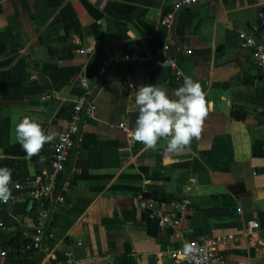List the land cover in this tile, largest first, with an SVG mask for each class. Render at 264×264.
I'll list each match as a JSON object with an SVG mask.
<instances>
[{
	"label": "crops",
	"instance_id": "obj_1",
	"mask_svg": "<svg viewBox=\"0 0 264 264\" xmlns=\"http://www.w3.org/2000/svg\"><path fill=\"white\" fill-rule=\"evenodd\" d=\"M177 1L0 0V167L12 170L11 182L49 169L78 99L96 107L83 120L70 162L76 175L66 204L50 210L40 251L23 245L42 203L29 192L0 202L9 237L1 249L17 239L6 264H66L70 253L72 264H174L170 252L201 234L222 242L228 264H264V64L239 39L259 31L264 0H198L168 29ZM165 45L169 59L155 57ZM110 52L136 53L143 62L114 65L96 81L97 56ZM186 76L205 94L199 140L178 154L164 153L163 139L156 150L129 143L119 125L135 113L136 89L163 85L171 98ZM24 116L52 136L31 160L14 138ZM145 187L166 209L189 200L179 234L161 231L139 210ZM250 221L259 225L252 238L245 235Z\"/></svg>",
	"mask_w": 264,
	"mask_h": 264
},
{
	"label": "built area",
	"instance_id": "obj_2",
	"mask_svg": "<svg viewBox=\"0 0 264 264\" xmlns=\"http://www.w3.org/2000/svg\"><path fill=\"white\" fill-rule=\"evenodd\" d=\"M222 2L224 0H216ZM198 0H178L174 3L165 20L166 28H171L172 22L176 14L186 8L194 6ZM258 29H264V10H260L257 14ZM240 47L250 50L252 57L257 64H264V45H259L254 41L253 36L240 34ZM170 47L165 45L155 50L154 55L158 58L169 59ZM90 49H83L81 54H91ZM98 72L95 77L96 81H100L107 73L108 69L114 65L126 62L141 64L143 60L136 53L110 52L99 54L97 56ZM175 67V64H172ZM180 72L176 70V76H180ZM96 107L93 101L86 98L78 99L72 106L69 123L59 135L58 139L52 147V155L50 159L49 169L41 170L31 178L21 181L10 182V198L3 204H8L15 199V193L26 190L35 201L42 203V210L38 215V220L33 227V232L29 244L24 250L30 252L40 251L43 248L45 239L47 238V230L51 226L52 206L63 207L66 204L68 192L70 191L72 180L76 175V169L70 166L71 157L75 151L79 141L81 126L84 119L94 117ZM119 128L125 133L129 143L134 140L131 136V128L127 121L121 122ZM191 184H195V180H190ZM137 205L140 211L148 213L158 222L161 231H171L179 234L180 223L186 212L189 210V200L175 201L170 205L169 209L164 208L158 196L148 187H145L137 197ZM259 225L256 221L246 223L245 235L252 238ZM5 225L0 221V230L3 231ZM81 245V240H78ZM185 243H191L198 249L197 258H184L180 254V250L176 249L170 252V259L174 264H228L226 255L221 249L222 242L209 234H201L190 238ZM183 244V245H184ZM11 249H0V264H6ZM72 253L68 254L66 264H72Z\"/></svg>",
	"mask_w": 264,
	"mask_h": 264
},
{
	"label": "clouds",
	"instance_id": "obj_3",
	"mask_svg": "<svg viewBox=\"0 0 264 264\" xmlns=\"http://www.w3.org/2000/svg\"><path fill=\"white\" fill-rule=\"evenodd\" d=\"M205 104L201 84L191 76L184 77L182 85L173 90L171 98L163 85L141 86L133 93L132 111L136 119L131 129L132 139L153 150L157 149L158 141L163 139L166 141L164 153L178 154L188 148L193 140H199L207 114ZM13 131L15 142L29 160L37 156L52 139L37 121L28 116L20 119ZM11 179L12 170L0 167V202L10 198ZM180 254L184 258L195 259L198 249L191 243H185Z\"/></svg>",
	"mask_w": 264,
	"mask_h": 264
},
{
	"label": "water",
	"instance_id": "obj_4",
	"mask_svg": "<svg viewBox=\"0 0 264 264\" xmlns=\"http://www.w3.org/2000/svg\"><path fill=\"white\" fill-rule=\"evenodd\" d=\"M254 41L257 44H259V45H264V29L259 30L255 34ZM135 119H136V114L135 113L129 114V116H128V125H129V127L131 129L134 126ZM27 192H29V191L23 190V191H20L18 193H15L14 196H18V195H21V194H24V193H27ZM216 215H218V214H216ZM8 238H9L8 235L3 233L0 230V249L8 242Z\"/></svg>",
	"mask_w": 264,
	"mask_h": 264
},
{
	"label": "trees",
	"instance_id": "obj_5",
	"mask_svg": "<svg viewBox=\"0 0 264 264\" xmlns=\"http://www.w3.org/2000/svg\"><path fill=\"white\" fill-rule=\"evenodd\" d=\"M29 242H25L23 247H25L26 245H28ZM17 246V239L15 238L14 240H11L6 247H4V249H7V248H11V249H15V247Z\"/></svg>",
	"mask_w": 264,
	"mask_h": 264
}]
</instances>
